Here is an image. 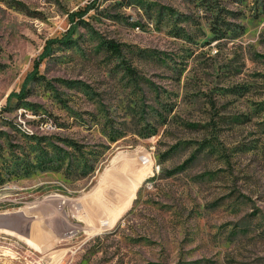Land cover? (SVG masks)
<instances>
[{"label": "rangeland", "instance_id": "1", "mask_svg": "<svg viewBox=\"0 0 264 264\" xmlns=\"http://www.w3.org/2000/svg\"><path fill=\"white\" fill-rule=\"evenodd\" d=\"M0 264H264V0H0Z\"/></svg>", "mask_w": 264, "mask_h": 264}, {"label": "trees", "instance_id": "2", "mask_svg": "<svg viewBox=\"0 0 264 264\" xmlns=\"http://www.w3.org/2000/svg\"><path fill=\"white\" fill-rule=\"evenodd\" d=\"M85 12H86V10L83 11V12H81V15L83 13H85ZM72 34H73V29L69 30L67 32V34H65L62 38H51V39L48 40V42H47V44L45 46L44 52L41 54L40 58L37 59L35 61V63H34L33 72H31L30 74L27 75V80L24 82L21 90L19 92H12L11 93V96H16L18 98H23V97H25L27 95V92H28V90L26 88L27 82L30 79H36L37 73L39 72L40 64H41L42 60L44 59V57L46 55H49V53L53 50V46L55 44H57V43H68V42H70L71 37H72ZM113 46H115V45H113ZM114 49H118V48H116V46H115Z\"/></svg>", "mask_w": 264, "mask_h": 264}, {"label": "bare ground", "instance_id": "3", "mask_svg": "<svg viewBox=\"0 0 264 264\" xmlns=\"http://www.w3.org/2000/svg\"><path fill=\"white\" fill-rule=\"evenodd\" d=\"M124 192V191H123ZM110 201V200H109Z\"/></svg>", "mask_w": 264, "mask_h": 264}]
</instances>
